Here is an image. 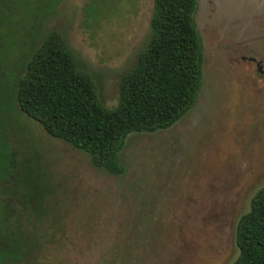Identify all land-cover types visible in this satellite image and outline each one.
Instances as JSON below:
<instances>
[{
    "label": "rangeland",
    "instance_id": "374dc122",
    "mask_svg": "<svg viewBox=\"0 0 264 264\" xmlns=\"http://www.w3.org/2000/svg\"><path fill=\"white\" fill-rule=\"evenodd\" d=\"M151 6L60 0L37 27L35 15L0 11V109L16 157L34 169L43 209L36 226L24 217L41 238L20 264H229L237 256L236 220L264 185V0H197L196 101L166 129L129 133L120 174L92 166L12 101L20 56L56 29L93 73L102 104L114 106Z\"/></svg>",
    "mask_w": 264,
    "mask_h": 264
},
{
    "label": "trees",
    "instance_id": "16d2710c",
    "mask_svg": "<svg viewBox=\"0 0 264 264\" xmlns=\"http://www.w3.org/2000/svg\"><path fill=\"white\" fill-rule=\"evenodd\" d=\"M59 1L0 0V11L35 15L37 27ZM196 6L197 0H152L148 33L133 64L119 77L112 107L102 104L93 73L78 61L62 34L50 29L20 56L12 89L15 109L49 136L85 153L95 168L120 174L118 153L129 133L166 129L196 101L202 64ZM15 153L0 145V184L14 179L16 190L22 187L19 208L13 202L0 205V264L22 263L37 251L41 238L36 227L31 233L33 224L24 218L31 214L36 226L42 215L40 187L34 169ZM20 168L25 169L22 177L17 176ZM234 243L238 253L229 264H264V185L238 216Z\"/></svg>",
    "mask_w": 264,
    "mask_h": 264
},
{
    "label": "flooded vegetation",
    "instance_id": "af4514ba",
    "mask_svg": "<svg viewBox=\"0 0 264 264\" xmlns=\"http://www.w3.org/2000/svg\"><path fill=\"white\" fill-rule=\"evenodd\" d=\"M10 130L11 129H10V124L8 122L7 111L5 110V108H2L0 109V145H2L4 149L5 146L7 148L11 147L10 137H9ZM24 171L25 169L20 168L19 171L17 172V176L22 177L23 175H25ZM9 176L10 174H8L7 177L9 178ZM21 190L22 187H18V190H16L14 179L12 180L7 179L6 181H4L3 184H0V205L2 206H5L6 204L10 205V203L16 200L15 193L17 194V192H21ZM18 194H19V198L16 201L21 203L22 201H20L21 200L20 193Z\"/></svg>",
    "mask_w": 264,
    "mask_h": 264
}]
</instances>
